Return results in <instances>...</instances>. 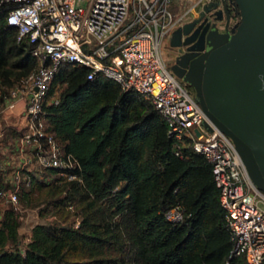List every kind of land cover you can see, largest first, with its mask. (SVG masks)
<instances>
[{"label":"trees","instance_id":"obj_1","mask_svg":"<svg viewBox=\"0 0 264 264\" xmlns=\"http://www.w3.org/2000/svg\"><path fill=\"white\" fill-rule=\"evenodd\" d=\"M12 5L0 3L3 89L36 66L31 44L19 41L18 27L8 22ZM56 90L60 100L48 105L49 122L77 158L71 170L77 176L40 184L50 187L57 217L36 223L24 245L19 210L1 202L0 170V264H249L243 254L229 257L212 163L169 134L149 99L106 74L89 78L86 66L72 64L55 75L50 94ZM177 203L184 218L175 223L166 210ZM70 205L80 210L78 228L67 221Z\"/></svg>","mask_w":264,"mask_h":264},{"label":"built area","instance_id":"obj_2","mask_svg":"<svg viewBox=\"0 0 264 264\" xmlns=\"http://www.w3.org/2000/svg\"><path fill=\"white\" fill-rule=\"evenodd\" d=\"M12 1L8 22L18 27L19 41L31 44L36 66L17 83L0 88V117L23 116L18 133L0 155L5 183L1 202L20 210L24 186L36 179L77 176L71 170L79 162L51 128L48 105L60 100L58 90L50 94L59 69L82 65L89 78L103 73L125 90L140 92L166 118L170 135L208 158L230 231L229 257L243 254L249 264H264V191L253 181L232 138L215 124H205L208 116L196 95L163 54L164 40L198 13H192L196 5L203 8L211 0H196L181 12L174 10L176 0ZM166 216L180 222L184 207L177 203ZM81 220L74 210L70 224L78 228Z\"/></svg>","mask_w":264,"mask_h":264},{"label":"water","instance_id":"obj_3","mask_svg":"<svg viewBox=\"0 0 264 264\" xmlns=\"http://www.w3.org/2000/svg\"><path fill=\"white\" fill-rule=\"evenodd\" d=\"M233 1L241 17L232 30L221 31L208 17L196 26L217 1L173 30L170 44L186 46V51L170 68L194 84L208 116L205 124H215L232 138L253 181L264 191V0Z\"/></svg>","mask_w":264,"mask_h":264},{"label":"rangeland","instance_id":"obj_4","mask_svg":"<svg viewBox=\"0 0 264 264\" xmlns=\"http://www.w3.org/2000/svg\"><path fill=\"white\" fill-rule=\"evenodd\" d=\"M194 5H196V0H176L173 7L176 12H181ZM199 8L200 5H196L195 10H193L192 13H197ZM170 45V39H165L162 45L163 54L166 56L167 62L173 57V53L170 52ZM5 86L9 85L5 84L4 87ZM2 87L3 86H0V88ZM19 119L23 120V116L13 113L9 114L8 117H0V155L3 145L18 133L17 126ZM51 182H54V180L52 179L48 181L44 179H36L34 185L28 188L30 195H27L26 197L23 196L22 206L18 213L21 219L20 235L24 245L30 240L33 226L36 223L50 222L57 217L52 202L54 197L50 195V187L44 185L42 188L40 185L41 183ZM261 204L264 205V202H261ZM75 211L80 213V210L76 208V206ZM73 212L67 220L69 223H71Z\"/></svg>","mask_w":264,"mask_h":264},{"label":"flooded vegetation","instance_id":"obj_5","mask_svg":"<svg viewBox=\"0 0 264 264\" xmlns=\"http://www.w3.org/2000/svg\"><path fill=\"white\" fill-rule=\"evenodd\" d=\"M211 1H217L218 5L213 6L210 8V10L206 11V13L202 16V18L197 22L196 26L199 23H202V21L205 20L206 17L208 19H211L212 23H216V26L221 31H226L227 29L232 30L235 24L239 21L241 17L240 8L239 6L234 3L233 0H211ZM202 10V7H200L198 13L195 16L200 15V11ZM230 12V18L228 19L227 12ZM221 14V18H217V15ZM186 51V46H172L170 45V52L173 53L172 59L168 62L169 67L176 62V59L179 54ZM179 71H182L183 68H178ZM180 79L185 82V84L188 86L191 92H193L194 95H196V89L194 84L185 79L184 77H180Z\"/></svg>","mask_w":264,"mask_h":264},{"label":"crops","instance_id":"obj_6","mask_svg":"<svg viewBox=\"0 0 264 264\" xmlns=\"http://www.w3.org/2000/svg\"><path fill=\"white\" fill-rule=\"evenodd\" d=\"M169 39V38H168Z\"/></svg>","mask_w":264,"mask_h":264}]
</instances>
